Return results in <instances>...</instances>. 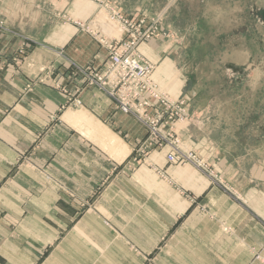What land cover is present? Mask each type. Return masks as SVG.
Returning <instances> with one entry per match:
<instances>
[{
	"label": "rangeland",
	"instance_id": "rangeland-1",
	"mask_svg": "<svg viewBox=\"0 0 264 264\" xmlns=\"http://www.w3.org/2000/svg\"><path fill=\"white\" fill-rule=\"evenodd\" d=\"M259 10L264 0H0V94L12 98L11 103L0 99V264H28L23 255L29 260L42 252L41 264L56 251L66 257L74 252L81 259L75 264H90L104 254L108 262L102 259V264H180L174 258L157 261L163 237L150 250L155 232H162L155 223L156 206L173 199L168 201L167 191L214 222L208 224L209 239L245 237L255 245L251 262L264 264V24L256 16ZM115 13L156 22L158 34L138 53L153 81L186 104L188 121L172 135L191 150L190 161H171L167 142L154 139L132 115L124 114L141 124L145 135L131 150L93 117L78 114L66 121L67 109L82 105V90L72 95L64 85L69 77L61 71L68 63L59 62L56 49L48 63L31 61L36 55L51 60L52 54L42 51L60 48L74 34L88 36L104 60L99 66L94 59L75 66L84 85L77 68L102 66L108 55L100 42L124 37ZM158 72L169 82L162 83ZM44 95L45 101L63 95L65 102L47 111L41 123L40 111L29 106L43 105ZM27 96L31 104H25ZM145 99L149 113L159 114L149 94ZM29 122L36 131L27 135ZM173 171L203 178L207 197L184 188ZM227 206L256 212L247 211V227L240 219L234 222L240 228L222 224L221 229L216 222ZM48 227L55 241L48 239Z\"/></svg>",
	"mask_w": 264,
	"mask_h": 264
},
{
	"label": "crops",
	"instance_id": "crops-1",
	"mask_svg": "<svg viewBox=\"0 0 264 264\" xmlns=\"http://www.w3.org/2000/svg\"><path fill=\"white\" fill-rule=\"evenodd\" d=\"M71 39L72 41L70 40V42H68L71 43L70 46L66 43L60 46V48H49L46 52L42 51L43 53L48 52L52 54V49H56L57 53L60 52L62 55L59 58V62L61 64L64 61L68 63L67 71L62 70L61 73H65V76L69 77L68 81L64 84L67 85L69 94L73 95L75 91L79 92L82 90L80 91L81 94L78 95V98L82 103L81 107H78V110H72L71 107H69L64 113L65 120L68 121L78 114H85L89 117H93L96 124L97 122L102 124L106 131L111 134V137L118 138L123 147L126 145L131 150V146H134L135 142L144 138L145 131L143 126L130 116L120 113L114 103L102 92L96 89H83L84 85L81 83L82 81L77 74L76 67L86 65L93 59L95 60L93 64L99 66L104 60V54L100 51L99 46L96 43L90 41L88 36L74 34ZM142 47H140V50ZM38 53H40V51H38ZM53 54L51 60H48L49 58L47 56L45 57L46 59H43L42 56L36 55L31 57V61L36 64H41L43 61L47 60L46 63H48L53 60ZM158 74L160 75L158 76V79L162 83L165 81L169 82V80L163 79L161 72H158ZM4 97L5 99L7 98L10 103L12 102L11 97L0 94V99H4ZM31 98L32 96H27L25 99H22L25 101V104L28 102L31 104ZM42 98L43 101L41 102L43 105H40L39 107L33 105L31 109L29 106V110L40 111L38 121L44 123L45 113L49 110L55 111V109L65 101L63 95H57L54 99L51 98V100L46 97L47 102L45 101V95L42 96ZM48 102L52 103L49 105ZM35 129L36 128L32 126V123L29 122V127H26V134H31L33 131H36ZM172 176L190 192L197 196L207 197L208 189L205 186V182L202 180L203 178L201 179L197 174L173 171ZM167 196L168 201L171 198L173 199L167 204L156 206V211H154L159 214L155 217V223L159 225V229L162 232H155L154 236L157 235V238L155 237V239H153V245L150 250H154L156 247L160 246L161 237H163V240H166L165 247H162L160 250L158 249L157 261H169L170 258H174L180 264H254L251 262L252 258L249 254V250L250 248H255V245L250 243L245 237L241 238L237 235L227 237L222 233V230V232L219 230L221 234H223L222 236L209 239L208 236H210V233L208 232V224L210 223L211 225H214V222L203 220L204 217L201 215L197 216L200 213L198 210L192 213V207L190 204L175 193L167 191ZM246 208L238 206L223 207L219 222H215L217 225H220L221 229H223L222 224L225 226H232V228H240L237 227L234 222L242 219L243 222H247L246 224H243L247 227L250 223L245 220L250 218V214L247 211L255 213L256 210H253L251 207H248V209ZM257 212L259 211L257 210ZM250 227L251 225H249L248 228ZM252 227L254 228L256 226L254 225ZM49 231L50 232L47 236L48 239H50V237H53L54 239L56 233L54 232L55 234H51L53 231L50 229ZM198 233H203V235L197 236ZM39 237L45 240L44 237ZM56 239L57 237L54 241ZM261 244L263 243L261 242ZM41 253L42 252H35L34 254H30L31 258H29V260L24 255L23 258L28 264H37V260L39 259L38 255ZM104 255H98L90 262V264H96L98 260L99 263L97 264H102V259H105L108 262V259H106ZM87 260L90 261L89 258H87L86 261ZM76 261L80 263L81 259L79 256H76L74 252L71 253L69 257H66L65 254L62 255L56 251L53 253L51 252L41 264H75Z\"/></svg>",
	"mask_w": 264,
	"mask_h": 264
},
{
	"label": "built area",
	"instance_id": "built-area-1",
	"mask_svg": "<svg viewBox=\"0 0 264 264\" xmlns=\"http://www.w3.org/2000/svg\"><path fill=\"white\" fill-rule=\"evenodd\" d=\"M112 18L119 24L124 37L115 42H100L108 55L102 66L77 68L84 85L102 92L121 113L132 115L149 127L154 139L167 142L171 161L190 158L193 154L191 150L183 145L179 136L172 135L174 129H179L178 125L188 121L186 104L172 98L153 81L152 70L138 53L141 46L158 34L156 22L129 19L119 13L113 14ZM147 94L151 103L154 101L157 104L153 107H160L159 114L149 113L150 103L145 99Z\"/></svg>",
	"mask_w": 264,
	"mask_h": 264
},
{
	"label": "water",
	"instance_id": "water-1",
	"mask_svg": "<svg viewBox=\"0 0 264 264\" xmlns=\"http://www.w3.org/2000/svg\"><path fill=\"white\" fill-rule=\"evenodd\" d=\"M256 16L260 19V21L264 24V10H259L256 12Z\"/></svg>",
	"mask_w": 264,
	"mask_h": 264
}]
</instances>
